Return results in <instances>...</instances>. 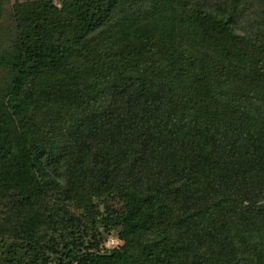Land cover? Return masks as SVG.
<instances>
[{"label":"trees","instance_id":"16d2710c","mask_svg":"<svg viewBox=\"0 0 264 264\" xmlns=\"http://www.w3.org/2000/svg\"><path fill=\"white\" fill-rule=\"evenodd\" d=\"M0 264H264V0H0Z\"/></svg>","mask_w":264,"mask_h":264},{"label":"rangeland","instance_id":"374dc122","mask_svg":"<svg viewBox=\"0 0 264 264\" xmlns=\"http://www.w3.org/2000/svg\"><path fill=\"white\" fill-rule=\"evenodd\" d=\"M111 239H112V240H110V242H109V245H110V246H112L113 244H115V241H116V240H114L115 238H111Z\"/></svg>","mask_w":264,"mask_h":264}]
</instances>
